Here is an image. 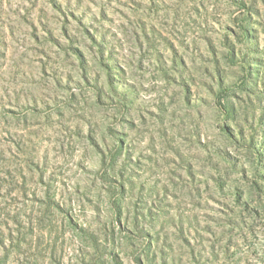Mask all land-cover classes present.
<instances>
[{
	"label": "rangeland",
	"instance_id": "rangeland-1",
	"mask_svg": "<svg viewBox=\"0 0 264 264\" xmlns=\"http://www.w3.org/2000/svg\"><path fill=\"white\" fill-rule=\"evenodd\" d=\"M0 264H264V0H0Z\"/></svg>",
	"mask_w": 264,
	"mask_h": 264
}]
</instances>
